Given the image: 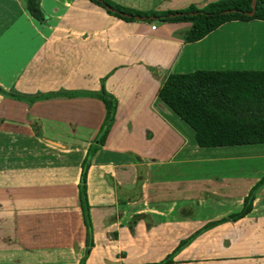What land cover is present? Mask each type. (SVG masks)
Instances as JSON below:
<instances>
[{
  "label": "crops",
  "instance_id": "1",
  "mask_svg": "<svg viewBox=\"0 0 264 264\" xmlns=\"http://www.w3.org/2000/svg\"><path fill=\"white\" fill-rule=\"evenodd\" d=\"M110 1L163 11L216 0ZM41 8L45 22L30 15L27 0H0V88L18 97L0 94V140H7L9 153L18 149L23 157L18 165H0V264H61L63 251L69 264L79 263L85 250L81 164L105 117L103 102L86 93L101 89L116 98L117 107L87 171L94 244L86 264H123L138 235L141 246L157 245L165 242V231H182L152 259L156 262L183 236L239 211L264 176L262 162L260 171L240 180L215 176L209 190L205 178L198 183L170 178L178 166L206 161L192 156L201 149L217 159L242 154L261 160L264 143L198 146L194 130L184 132L186 122L158 97V89L170 73L264 70V19L228 21L185 42L187 22L152 29L155 21H126L91 0H41ZM88 118L95 122L89 130ZM259 145V156L247 151ZM210 191L213 197L203 196ZM263 192L264 183L248 214L202 232L173 264H264V243L257 237L264 234ZM95 197L101 198V224L93 214Z\"/></svg>",
  "mask_w": 264,
  "mask_h": 264
},
{
  "label": "trees",
  "instance_id": "2",
  "mask_svg": "<svg viewBox=\"0 0 264 264\" xmlns=\"http://www.w3.org/2000/svg\"><path fill=\"white\" fill-rule=\"evenodd\" d=\"M109 14L130 21L136 18L162 23L187 22L189 28L182 34L185 42L200 40L225 22L264 19V0H216L199 8L194 4L179 10L140 11L119 5L110 0H91ZM27 10L39 22L46 21L41 0H27ZM0 94L17 95L0 88ZM86 95L100 99L105 107V117L98 134L89 144L81 164L78 184L79 206L85 227V250L78 264H86L93 247V229L86 177L91 160L104 144L113 124L117 107L116 98L104 89ZM158 97L193 130L200 147L236 146L264 143V70H194L170 73L158 89ZM31 101H34L32 99ZM36 135H40L35 129ZM264 176L245 196L242 208L226 217L207 222L159 261L147 264H173L174 257L199 234L227 221H236L248 214L253 206L257 188Z\"/></svg>",
  "mask_w": 264,
  "mask_h": 264
},
{
  "label": "rangeland",
  "instance_id": "3",
  "mask_svg": "<svg viewBox=\"0 0 264 264\" xmlns=\"http://www.w3.org/2000/svg\"><path fill=\"white\" fill-rule=\"evenodd\" d=\"M154 24L159 25V24H162V22L155 21ZM94 119H95V116H94ZM93 124H95V122L90 121V119L88 118V122L86 123L88 130H89L91 125L93 127ZM183 125H185L184 127H186L183 129L185 133L187 132V130L191 131V128L188 124L183 123ZM0 143L3 146V147H0V152H2V155L0 154V159H4L3 161L0 160V165H1V163H7V162H9V164L13 163V165L20 164L21 159H23V157L21 154L18 155L19 150L15 149L13 152L9 153L8 150L5 149V147H6L5 145L6 144L8 145L7 140L1 139ZM238 147H240V146H238ZM245 147H248V146H245ZM250 147H256V148H249L250 150H247V151L249 153L251 152L252 156H259L260 154H258V152H260V150L257 149V147L261 148V147H263V145L250 146ZM15 148H16V146H15ZM238 149H244V148H238ZM201 150H199L198 153H196L192 156H195V157L200 156L199 157L200 159H206V161H203L200 163H192V164H188V165H184V166H178L179 170L170 179H173L175 181H177V180H180V181L190 180V181H195L196 183H198V179L200 180V182H202V179L205 178L206 189L209 190V189H212V187L214 186L213 181H214L215 176H218L219 174H226V175L232 174L233 176L236 175L239 177V180H240V178H241L240 176L248 175L250 173V171H252V170L253 171L254 170L260 171L259 167H261V165L257 164V162H262L264 164V159L260 160V159H257L256 157H253V159H250L249 157L245 158V157H243L242 154L238 155V157H236V159H234V158H222V159L219 158V159H217V157H215L216 155H214L215 153H212V152H209L208 150H205L206 153L204 155L201 153L204 151H201ZM243 151H241L239 153H242ZM202 156H204V157H202ZM25 157H27V154H25ZM31 160H33V158ZM261 177H263V176H261ZM238 182H240V181H238ZM25 188H27V187H25ZM241 191H242V185L239 183V194ZM209 193L210 194H208V192H207V194H204L203 196L204 197H213V196H211L212 192L210 191ZM178 196H179V194L174 195V197H178ZM200 196H202V195L200 194ZM66 198L71 199V197H66ZM95 198H96V200L94 202L96 204L94 205L93 214L95 215V219L97 218L99 221V224H101V222L103 220L102 215H101L102 210L100 208H98V206H100L101 198H99V197H95ZM104 205H105V203H104ZM99 231L100 230L98 229V232ZM182 233L183 232L179 231V229H171L168 232L165 231V234H164L165 242L159 240V244H157V245L145 243L142 246H141L140 241H139V240H141L140 239L141 236L138 235V237H136V242L133 245L129 246L128 251H127L129 253V256L126 259H124L123 264H147V263H151L153 258H155L156 256L163 253L166 246H168V244H170L174 240V238H176V236H179V235L181 236ZM192 234L193 233H191L190 235H192ZM190 235L185 236V237L183 236L181 239L182 240L187 239ZM258 236L262 238V242L264 243V234L257 235V237ZM197 237H195V238H197ZM159 238L163 239L162 235L159 236ZM181 239H179L177 241V244H176L177 246L179 245V242L181 241ZM124 242L125 241H123V243ZM191 243L192 242L188 243L186 246L190 245ZM186 246H184L183 248H185ZM210 247L213 248L214 246L211 244ZM46 253H47V255H48V253L53 254V251H47ZM62 254H63V259H62L63 262L65 264H69V262H70V261H68L69 260V258H68L69 253L67 254L65 251H63ZM51 257H53V256L51 255ZM51 262H52V260H46L47 264H49ZM63 262L61 264H63ZM97 264H98V262H97ZM101 264H106V263L102 262Z\"/></svg>",
  "mask_w": 264,
  "mask_h": 264
},
{
  "label": "water",
  "instance_id": "4",
  "mask_svg": "<svg viewBox=\"0 0 264 264\" xmlns=\"http://www.w3.org/2000/svg\"><path fill=\"white\" fill-rule=\"evenodd\" d=\"M251 5H252V10H251V12L249 13L250 15H253L254 14V12H255V0H251ZM136 17H141V16H136Z\"/></svg>",
  "mask_w": 264,
  "mask_h": 264
},
{
  "label": "built area",
  "instance_id": "5",
  "mask_svg": "<svg viewBox=\"0 0 264 264\" xmlns=\"http://www.w3.org/2000/svg\"><path fill=\"white\" fill-rule=\"evenodd\" d=\"M155 27H156V25H155V24L151 25V28H152V29H155Z\"/></svg>",
  "mask_w": 264,
  "mask_h": 264
},
{
  "label": "snow or ice",
  "instance_id": "6",
  "mask_svg": "<svg viewBox=\"0 0 264 264\" xmlns=\"http://www.w3.org/2000/svg\"><path fill=\"white\" fill-rule=\"evenodd\" d=\"M0 55H2V49H0Z\"/></svg>",
  "mask_w": 264,
  "mask_h": 264
}]
</instances>
